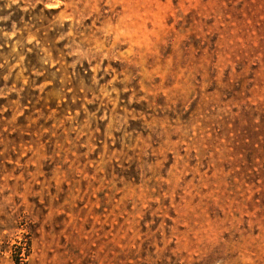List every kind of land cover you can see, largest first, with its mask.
I'll return each instance as SVG.
<instances>
[{
    "label": "rangeland",
    "instance_id": "1",
    "mask_svg": "<svg viewBox=\"0 0 264 264\" xmlns=\"http://www.w3.org/2000/svg\"><path fill=\"white\" fill-rule=\"evenodd\" d=\"M264 264V0H0V264Z\"/></svg>",
    "mask_w": 264,
    "mask_h": 264
},
{
    "label": "trees",
    "instance_id": "2",
    "mask_svg": "<svg viewBox=\"0 0 264 264\" xmlns=\"http://www.w3.org/2000/svg\"><path fill=\"white\" fill-rule=\"evenodd\" d=\"M20 261H21V260H19V262H18L19 264H21Z\"/></svg>",
    "mask_w": 264,
    "mask_h": 264
}]
</instances>
